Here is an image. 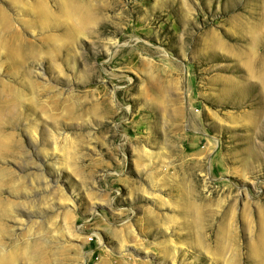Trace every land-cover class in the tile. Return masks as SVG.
<instances>
[{
    "label": "rangeland",
    "instance_id": "1",
    "mask_svg": "<svg viewBox=\"0 0 264 264\" xmlns=\"http://www.w3.org/2000/svg\"><path fill=\"white\" fill-rule=\"evenodd\" d=\"M261 231L264 0H0L5 264H254Z\"/></svg>",
    "mask_w": 264,
    "mask_h": 264
},
{
    "label": "bare ground",
    "instance_id": "2",
    "mask_svg": "<svg viewBox=\"0 0 264 264\" xmlns=\"http://www.w3.org/2000/svg\"><path fill=\"white\" fill-rule=\"evenodd\" d=\"M83 8L82 4H76V3H70L69 9L68 11H80ZM76 25L71 29L72 33H83L84 29H85V22H86V18H82L81 15L78 16V19ZM262 233V237H258V239L255 242V244L253 246H251L252 248V253L255 254V256H257L256 259L252 260V263L254 264H264V234L263 231H261ZM186 235V234H185ZM261 235V234H260ZM187 237L192 238L193 240V244L197 246V244L199 243L198 240V234L194 233L192 230H188L187 231ZM6 257L0 255V264H5V259Z\"/></svg>",
    "mask_w": 264,
    "mask_h": 264
}]
</instances>
